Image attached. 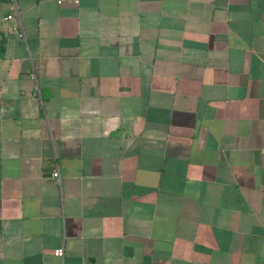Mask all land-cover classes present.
<instances>
[{"label": "crops", "instance_id": "0c3cea01", "mask_svg": "<svg viewBox=\"0 0 264 264\" xmlns=\"http://www.w3.org/2000/svg\"><path fill=\"white\" fill-rule=\"evenodd\" d=\"M0 264H264V0H0Z\"/></svg>", "mask_w": 264, "mask_h": 264}, {"label": "built area", "instance_id": "2783aa9c", "mask_svg": "<svg viewBox=\"0 0 264 264\" xmlns=\"http://www.w3.org/2000/svg\"><path fill=\"white\" fill-rule=\"evenodd\" d=\"M55 1L57 3H63V2H67L68 1V2H73V3H76V4L80 2V0H55ZM11 17H12L11 15L8 16V18H11ZM14 30H15L14 32L17 34L18 37L24 38V33H23V31L20 28H15ZM52 176L58 178L59 177L58 171L57 170L53 171L52 172ZM55 253L56 254H61L62 251L60 249H58V250H56Z\"/></svg>", "mask_w": 264, "mask_h": 264}]
</instances>
